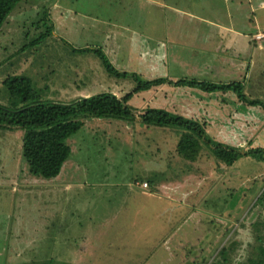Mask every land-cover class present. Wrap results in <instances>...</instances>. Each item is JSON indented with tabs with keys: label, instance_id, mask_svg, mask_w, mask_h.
<instances>
[{
	"label": "rangeland",
	"instance_id": "374dc122",
	"mask_svg": "<svg viewBox=\"0 0 264 264\" xmlns=\"http://www.w3.org/2000/svg\"><path fill=\"white\" fill-rule=\"evenodd\" d=\"M250 9L248 0H22L0 31V106L24 105L2 85L12 75L29 77L39 100L62 103L136 88L98 55L72 51L85 48L100 49L120 74L243 82L244 95L264 103V47L249 72L250 50L231 45V35L221 40L224 25L253 41L248 29L264 24V9ZM45 12L53 33L27 47L45 31L35 27ZM129 105L204 121L214 144L264 147V110L231 92L163 85ZM182 134L137 118L84 119L66 140L71 155L62 172L46 180L29 173L22 132L0 133V264H96L87 262L91 255L108 264L100 251L122 231L127 264H224L222 247L232 249L230 264H246L257 236L264 238V209L251 211L264 190V162L244 157L228 167L205 147L189 162L176 151ZM156 173L166 177L151 186Z\"/></svg>",
	"mask_w": 264,
	"mask_h": 264
},
{
	"label": "trees",
	"instance_id": "16d2710c",
	"mask_svg": "<svg viewBox=\"0 0 264 264\" xmlns=\"http://www.w3.org/2000/svg\"><path fill=\"white\" fill-rule=\"evenodd\" d=\"M22 0H0V31L16 6ZM42 23L35 24L40 28V24L45 27V31L37 34L27 47L35 46L41 38L53 33V26H49L48 13L43 14L40 19ZM46 32V34H44ZM27 43V42H26ZM80 54L92 53L99 56L104 67L110 73L117 74V77L132 78L136 83V88L121 97L113 94H102L94 98L80 100L73 103H62L53 101H43L37 98L34 84L29 77L12 75L6 77L2 85L8 93L23 102V106L18 110H13L0 106V133L9 130H19L22 132V156L26 161L29 173L46 180L57 178L62 172L65 162L71 155V148L66 144V140L77 134L84 126V119H115L128 123L136 121L148 127H174L183 131L176 151L179 156L189 162H196L205 147L213 156L217 163L225 166H232L241 158L251 157L259 162H264V147H251L243 149L214 144L206 136L205 122L197 119H186L177 114H169L165 110L147 109L139 113L129 105L132 97L140 91H147L163 85L189 86L208 92H231L236 95L239 102L246 106L262 108L264 103L258 99H251L243 93V82H231L229 84H213L196 80L173 81L166 78H156L151 81H143L136 73L116 72L107 61L105 54L100 49H72ZM110 73V74H111ZM166 177L164 173L154 174L149 184L154 186L155 180ZM154 184V185H153ZM264 209V190L257 197L252 212H259ZM250 211V212H251ZM258 247L253 248L246 264H264V238L257 236ZM232 249L222 247L217 255L221 257L224 264H230L227 259ZM53 260H47V262ZM215 261V259H214ZM213 262V261H212ZM7 264V263H4ZM212 264V263H211Z\"/></svg>",
	"mask_w": 264,
	"mask_h": 264
},
{
	"label": "crops",
	"instance_id": "0c3cea01",
	"mask_svg": "<svg viewBox=\"0 0 264 264\" xmlns=\"http://www.w3.org/2000/svg\"><path fill=\"white\" fill-rule=\"evenodd\" d=\"M257 1L258 0H248V3L250 4V8L252 7V9H250L251 12H253V8L256 10L259 7H263V9H264V1L263 0L260 1V2H257ZM238 2L240 4V1H238ZM253 25L254 26H252V28L250 27L251 29H248V33L249 34H253V38H254V36L257 33L264 32V24H262V25L257 27V26H255V22H254ZM222 30H226L227 33H228L227 35L221 34L222 44H224L226 38L227 37L230 38L229 35H231L232 36L231 38L233 39L231 41L232 42L231 45H233L234 47L237 44H238V47L242 45L244 48H246V50H250V52L247 53V54L250 55V57H252L251 60H249L250 61L249 72H250L251 64H252V62H253V60H254V58L256 56L258 48H260L259 49L260 51L263 50L262 48L264 47V40L263 41H256L255 39H253V41H254L253 42L249 37H246V41H243V39L241 37V30L240 29L237 30L234 27H229V26H224L223 25L222 26ZM250 30H251V32H250ZM217 62L218 63L222 62V58L218 57ZM243 75H244V78L247 79L248 72L243 73ZM142 195H140V196H142ZM125 235L126 234H124V231H122L121 234L112 233V235H110L112 237H110V238L107 237L106 239H108V240L105 239L106 243H107V246H105V249L100 251V253L103 254V257L107 258V260L109 262L108 264H127V262H128V258L127 257L128 256H124V254H127L128 251H126L125 249H122L123 246L126 248V244H127V242L122 240V238H124ZM95 246H97V244ZM98 248H100V247H98ZM91 249H93V247H91L90 249L86 250L89 255H91L90 252H89ZM97 254H99V251H98ZM137 254H139V253L137 252ZM106 255H110L111 257H108ZM87 259H88V261H87L88 263L94 262V263L98 264L97 260H96V256L93 257L91 255ZM79 261L81 262V261H86V260L83 259V258H80Z\"/></svg>",
	"mask_w": 264,
	"mask_h": 264
},
{
	"label": "built area",
	"instance_id": "2783aa9c",
	"mask_svg": "<svg viewBox=\"0 0 264 264\" xmlns=\"http://www.w3.org/2000/svg\"><path fill=\"white\" fill-rule=\"evenodd\" d=\"M254 39L256 41H263L264 40V32H261V33H257L255 36H254ZM146 185V184H145Z\"/></svg>",
	"mask_w": 264,
	"mask_h": 264
}]
</instances>
